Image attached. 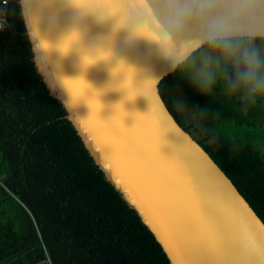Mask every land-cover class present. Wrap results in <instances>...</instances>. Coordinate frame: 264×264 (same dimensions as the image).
<instances>
[{
  "label": "water",
  "instance_id": "water-1",
  "mask_svg": "<svg viewBox=\"0 0 264 264\" xmlns=\"http://www.w3.org/2000/svg\"><path fill=\"white\" fill-rule=\"evenodd\" d=\"M75 2L92 7L88 0ZM95 8L105 18L117 12L111 0H96ZM114 23L86 17L82 36L72 32L60 40L67 26L62 17L51 35L43 33V23L40 30L37 18V39L26 38L40 83L168 264H245L243 252L264 237V222L166 107L158 90L161 79L149 78L159 76L160 64L153 59L149 72L142 61H131L136 69L116 68L107 59L103 45L116 51L124 35H113ZM148 47L138 40L139 52Z\"/></svg>",
  "mask_w": 264,
  "mask_h": 264
},
{
  "label": "trees",
  "instance_id": "trees-1",
  "mask_svg": "<svg viewBox=\"0 0 264 264\" xmlns=\"http://www.w3.org/2000/svg\"><path fill=\"white\" fill-rule=\"evenodd\" d=\"M9 0L0 29V264H168L137 216L108 187L71 124L40 83L23 22ZM176 74L158 90L177 122ZM210 127L233 121L264 137V101L241 106L222 81L186 99ZM207 105L200 117L192 108ZM218 113V115H217ZM196 139L264 222V154L252 142Z\"/></svg>",
  "mask_w": 264,
  "mask_h": 264
},
{
  "label": "clouds",
  "instance_id": "clouds-1",
  "mask_svg": "<svg viewBox=\"0 0 264 264\" xmlns=\"http://www.w3.org/2000/svg\"><path fill=\"white\" fill-rule=\"evenodd\" d=\"M13 2L32 41L37 39V18L40 30L43 23V33L51 35L62 17L67 26L60 40L72 32L82 36L86 17L98 24L115 19L113 35H124L116 51L103 45L114 67L136 69L131 61L138 60L151 72L155 59L160 64L159 76L149 78L159 81L169 74L184 73L201 95L222 81L225 93L241 106L264 101V0H111L117 12L106 18L95 8L96 0H88L92 7L87 10L76 6L75 0ZM8 10L7 5L2 9L5 14ZM141 38L149 45L143 53L137 50ZM192 108L202 118L209 115L207 105Z\"/></svg>",
  "mask_w": 264,
  "mask_h": 264
},
{
  "label": "rangeland",
  "instance_id": "rangeland-1",
  "mask_svg": "<svg viewBox=\"0 0 264 264\" xmlns=\"http://www.w3.org/2000/svg\"><path fill=\"white\" fill-rule=\"evenodd\" d=\"M198 92L187 81L184 73H176V85L174 95L178 108L181 110L186 124H192L191 135L195 139L205 137L206 134H211L213 139L207 140L211 142L216 140V137L225 135L233 138H238L244 142H252L255 146L261 148L264 154V137L261 133L254 134L250 128L236 125L233 121H225L222 124L214 123L210 127L205 126L203 122L197 119L196 115L186 103V99ZM182 101L185 103L183 104ZM38 264H49L48 260L42 261Z\"/></svg>",
  "mask_w": 264,
  "mask_h": 264
},
{
  "label": "snow or ice",
  "instance_id": "snow-or-ice-1",
  "mask_svg": "<svg viewBox=\"0 0 264 264\" xmlns=\"http://www.w3.org/2000/svg\"><path fill=\"white\" fill-rule=\"evenodd\" d=\"M75 37H71L70 40H74ZM100 59H105V54L98 56ZM86 63H90L89 58H85ZM167 127V123L163 122ZM245 264H264V237H258L254 245H250L249 248L243 252Z\"/></svg>",
  "mask_w": 264,
  "mask_h": 264
},
{
  "label": "built area",
  "instance_id": "built-area-1",
  "mask_svg": "<svg viewBox=\"0 0 264 264\" xmlns=\"http://www.w3.org/2000/svg\"><path fill=\"white\" fill-rule=\"evenodd\" d=\"M9 0H0V29L6 24V14L2 11L3 7L7 5Z\"/></svg>",
  "mask_w": 264,
  "mask_h": 264
}]
</instances>
